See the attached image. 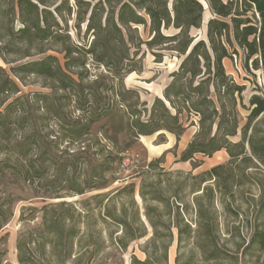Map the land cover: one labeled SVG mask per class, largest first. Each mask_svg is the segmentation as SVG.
Here are the masks:
<instances>
[{
  "label": "trees",
  "instance_id": "16d2710c",
  "mask_svg": "<svg viewBox=\"0 0 264 264\" xmlns=\"http://www.w3.org/2000/svg\"><path fill=\"white\" fill-rule=\"evenodd\" d=\"M72 1L78 26L84 24L85 33L91 34L92 40L87 48L67 47L60 54H49L44 47L50 42L69 40V36L63 34L61 24L64 12L70 14L72 9L66 7L68 0H0V42L8 38L7 44L0 48V56L4 57L9 52L22 53L17 52L18 48L13 50L14 46L20 44L25 49L21 54L23 58H30L32 51L37 55L46 53L40 60H28L9 68L15 80L0 67V97L20 93L17 83L22 81V76L27 75L53 81L64 91L72 81L81 85L72 78L69 71L70 65H85V62L75 63L76 60L72 58L78 52H81L82 57L90 56L97 65L106 67L115 76L132 61L130 52L133 48L139 50L144 46L159 60L161 51L176 53L180 58L178 69L171 74V81L164 88L161 98L154 99L148 120H140L139 112L127 104L124 95L114 92V96L122 103L121 108L112 102L111 105L102 106L97 113L92 110L83 123V120H77L70 124L66 135L75 141L86 135L91 125L105 120L113 121L114 135L124 133L135 143L140 137H149L161 131L168 132L175 136L176 148L185 131L183 113H186L185 120L193 113L198 116V131L175 162L189 163L192 170H195L200 167L195 160L197 155L211 158L213 154L225 151L229 159L225 164L214 166L197 176L185 175V179L196 181L195 189L190 190L191 195H194L192 201L196 229L193 231L190 226L185 225L178 233V241H183L182 234L186 233L189 238L192 237V242L202 254L213 257L220 253L213 237L219 227L214 210L215 202L220 203L224 213L237 218L238 213L231 206L232 203L241 201L249 206L253 203L255 210V223L242 251L244 254L252 250L264 252V220H259L264 216V94L250 96L246 123L240 127L237 106L245 109L242 100L245 86L235 83L223 66L224 60L237 56L238 50H241L244 56L242 67L249 72V68L261 70L264 87V0H204L206 8L199 0ZM205 11L209 12L210 18L204 24ZM14 22L20 24L16 31L12 28ZM140 28L147 33L148 38L140 36ZM170 29L175 32L164 33ZM192 30H203L204 37H193ZM58 55H61L62 65ZM81 92L83 94V89ZM125 93L129 94L130 91ZM90 95L94 98L96 96L94 93ZM33 96L35 103L40 104L46 103L49 98L47 94L40 92H34ZM135 98L138 100L137 95ZM0 108H3L0 111V155L12 157L15 163L11 164L9 160L0 162V180H5V171L11 169L13 179L32 185L36 181L40 183L44 175L52 170L54 177L47 183L48 186L64 183L78 196L84 194V189L78 184L83 176L80 182L90 190L105 189L117 180L114 178L117 170L115 166L121 162L119 155L127 149H119L114 142L112 147L116 154H104V148L97 140L92 146L71 150L69 154L57 150L55 154L42 153L39 158L32 159L30 155L41 150L44 144L41 140L42 133L32 123L26 102L22 97H15L8 103L0 100ZM78 109L85 113L83 107L79 106ZM117 118L120 119L119 122L117 120L114 123ZM17 130L23 132L18 140L12 137V133ZM235 137H239L238 141H231ZM91 149L95 150V154L91 153ZM93 155L100 161H93ZM164 155L147 165L149 173H143L153 174L156 180L149 184L141 180L137 195L143 203L144 216L153 230V235L146 241L151 254L145 252L144 261L132 256L130 264H159L166 257L171 243L170 239L157 237V223L149 218L146 206L148 195L152 201H166L161 194V177L182 175L180 172H165L160 167ZM76 172H79L77 176ZM108 175L109 179L106 178ZM135 177L131 175L129 179ZM184 185L183 181L176 182L172 192L175 199H183ZM168 188L170 189L169 185ZM246 188L257 191V196H249L250 202L244 198ZM123 195L128 196V200L116 211L113 200ZM134 195V183L115 189L107 195L106 203L110 202V205H105L101 214V221H108L120 229V236L111 240L122 252L132 243L146 237V228L139 218ZM99 198L100 196H95L92 200ZM13 204L10 194L0 198V230L12 218ZM85 204L82 203V206H86ZM26 210L31 212L32 218V212L36 209L29 207ZM175 210L177 218H180V211L187 212L188 206L180 202L176 204ZM23 218L21 213L20 219ZM89 218L88 212L83 214L74 205L65 202L44 206L38 225L18 237L17 263L65 264L73 258L75 244L83 231L89 230ZM83 220L87 221L85 230L79 227L80 223L85 224ZM158 225L170 230V223ZM191 233L194 235L191 236ZM36 259L46 262L40 263ZM73 259L78 260V257Z\"/></svg>",
  "mask_w": 264,
  "mask_h": 264
},
{
  "label": "rangeland",
  "instance_id": "374dc122",
  "mask_svg": "<svg viewBox=\"0 0 264 264\" xmlns=\"http://www.w3.org/2000/svg\"><path fill=\"white\" fill-rule=\"evenodd\" d=\"M204 7V0H199ZM66 7H72L70 14L64 12V21L62 24L63 34L69 36V40L66 39L56 40L50 42L44 50L49 54H60L64 48L78 46L81 49L87 48L89 42L92 40L91 34L85 33L84 24L78 26L76 18V9L74 2L68 0ZM64 7V10H66ZM83 12V8L82 11ZM210 18L208 11H205L203 15L204 24ZM16 31L20 28L18 22H14L12 26ZM65 31V32H64ZM175 31L173 29L164 31L165 34H172ZM139 34L143 39L148 38L146 32H143L142 28L139 29ZM191 35L193 37L203 38V30H192ZM8 38L2 39L0 42V48H3L7 44ZM14 41V40H13ZM13 50L24 52V48L20 45L14 46ZM155 51V50H154ZM15 52V51H14ZM135 53L134 56H132ZM239 54L231 59L223 61V66L226 74L232 78L235 83L243 85L244 91L242 93V100L245 109L237 106L239 126L242 127L246 123V116L248 115V100L251 95L264 94V87L262 81V71L252 70L249 68L245 70L242 67L243 53L238 50ZM22 53L9 52L4 57L0 56V67L5 70L9 77L13 80L16 78L10 73L9 68L26 62L28 60H40L46 56L44 54H36L31 52L30 58H23ZM132 61L124 66L118 76H115L107 71V68L101 65H97L90 56L82 57L81 52L73 55L72 58L76 60L75 63L85 62L84 67H77V65H70L69 71L72 73V78L81 85H76L73 81L68 83V89L66 91L60 90L56 83L53 81L45 80L34 75L22 76V81L18 84L20 93H12L0 97V100H5L6 103L14 99L15 97H22L26 102V108L28 113L32 117V123L35 128L42 133V143L44 144L42 149L34 151L30 155V158H39L40 154L46 153L47 155L55 154L58 151L68 152L71 150H77L81 147L92 146L98 140L100 146L104 148V154L108 152L116 151L112 147V143L115 142L119 149L125 150L119 157L121 161L125 158L132 164L133 160L138 161L137 168H129L128 170H122L120 164L115 166L117 168L114 178L117 179L113 184L102 190H90L86 185H82L80 180L78 184L80 188L84 189V194L81 196L76 195L73 191L68 189L66 185L60 184L54 187L48 186V182L53 179V171L47 172L43 180L40 183L28 184L22 180H15L11 176V169L5 171V180H0V198H4L7 194H10L13 204V216L8 224L0 230V264H18L17 263V251L16 243L18 237L21 234H25L34 227H36L40 221V213L44 206L50 204H56L65 202L72 204L81 213L88 212L90 216L89 221H85L83 225L80 223L79 227L84 229L86 222L89 225L88 231H83L80 240L75 244L74 256L78 257L75 260L67 261L65 264H130L132 256H135L138 260L144 261L146 259L145 252L151 254L149 246H146V241L153 235V230L150 228L145 216L144 206L140 199H138V189L141 185V180L145 184L155 182L153 174L146 175L143 172H148L149 169H144L143 166L148 165L150 162L157 160L164 155V161L160 164L161 168H164L165 172H180L179 175H171L169 178L161 177V194L166 200L165 202H156L150 200V196H147L146 206L148 208L149 218L152 222L157 223V237L163 240H171L167 248L166 257L159 261V264H264V252L252 250L247 254L242 251L247 244L251 228L255 223V210L254 204L247 205L241 201L232 203V209L237 211L238 217L234 218L233 215H228L223 212L220 203L217 201L214 205V210L219 220V227L213 237L215 238L220 253L209 257L207 254H202L192 242V237H188L186 233L182 234L181 242L178 241V233L183 230L185 225L190 226L194 231L196 216L194 212L193 196L190 190L195 189L196 181L190 178L185 179V175L197 176L201 173L208 171L210 168L225 164L228 161V156L225 151H220L212 155L211 158L202 157L197 155L195 160L200 167L192 170L189 163H176L181 156V153L185 150L187 145L192 141L194 135L198 131V116L193 113L185 120L186 113H183V126L185 131L176 144L175 136L161 131L153 134L149 137L138 139L135 143L129 136H125L124 133L118 135L113 134V121L106 122L105 120L99 121L89 127L86 135L80 137L77 140H71L67 137V128L70 124L77 122V120H83L88 117L92 110L97 113L102 106L111 105L112 102L121 108V102L118 101L115 93H122L126 99L127 104L133 106V110L139 112L138 118L142 121H146L150 115V108L155 98H161L164 88L171 81V74L176 72L180 64V58L176 53L171 51H161V59L155 58L152 51L147 50L144 46L138 49H131ZM59 56L60 64H63L61 55ZM250 65V64H249ZM135 70V71H131ZM19 78V77H17ZM83 89V94L81 92ZM130 91L129 94L125 92ZM40 92L47 94L48 100L46 103H35L33 93ZM96 95L95 98L90 94ZM138 96V100L135 98ZM46 96V95H44ZM83 97H86L85 99ZM87 101V104H85ZM92 103V105H90ZM79 106L85 109V113L79 110ZM3 108H0L2 111ZM94 112V111H93ZM120 115V114H119ZM43 120H40V118ZM114 120V123H117ZM120 120V119H119ZM118 120V122H119ZM81 123V124H82ZM23 132L17 130L12 133L13 139L18 140L22 136ZM47 134H48V137ZM239 137L232 138L231 141H238ZM171 140V142H169ZM50 142H54L50 143ZM102 150V148H100ZM94 153L95 150H90ZM151 151V152H150ZM155 152V153H153ZM95 154V153H94ZM58 156H60L58 154ZM66 158V157H65ZM9 160L11 164H14L12 157L8 158L6 155H0V162ZM92 160L97 162L100 159L93 155ZM133 164H136L133 162ZM79 172H76V176ZM136 176L133 179H129L130 176ZM109 175L106 177L108 178ZM142 178V179H141ZM109 179V178H108ZM124 181V182H123ZM185 182L183 190V199L180 201L175 199L172 195L176 182ZM128 183L135 184L134 200L139 209V218L146 228V237L132 243L128 249L124 252L120 251L111 238L120 236V229L110 224L108 221H101V214L106 203L107 195L112 193L115 189L120 188ZM170 186V189L168 188ZM148 191V189H146ZM245 200L249 201L250 195H256V189L252 191L245 189ZM100 196L97 200H92L93 197ZM106 196V197H105ZM128 196L123 195L113 200V204L116 206V211L119 210L122 203H126ZM226 200V199H225ZM256 200V199H255ZM182 203L188 206L187 212L180 211V218L176 216V204ZM82 203H86V206H82ZM204 203V202H203ZM205 204V203H204ZM127 206V205H126ZM35 208V212H32V218L30 217V211L27 208ZM179 209H182L179 207ZM23 213L24 218L21 220L20 215ZM181 219V221H180ZM259 220H264V216H261ZM170 223V230H165L162 225ZM240 234V236L238 235ZM194 234L191 233V236ZM90 237L92 239H90ZM160 254V253H158ZM160 256V255H158ZM40 261L45 263L46 261Z\"/></svg>",
  "mask_w": 264,
  "mask_h": 264
},
{
  "label": "built area",
  "instance_id": "2783aa9c",
  "mask_svg": "<svg viewBox=\"0 0 264 264\" xmlns=\"http://www.w3.org/2000/svg\"><path fill=\"white\" fill-rule=\"evenodd\" d=\"M133 162H135L136 164H133ZM137 164H138V161L137 160H133L132 161V164H130L129 163V160L127 158H125V159H123L121 161L120 166H121L122 170H128L129 168H137L138 167ZM143 167H144V169H148V166L147 165H145Z\"/></svg>",
  "mask_w": 264,
  "mask_h": 264
},
{
  "label": "crops",
  "instance_id": "0c3cea01",
  "mask_svg": "<svg viewBox=\"0 0 264 264\" xmlns=\"http://www.w3.org/2000/svg\"><path fill=\"white\" fill-rule=\"evenodd\" d=\"M140 138L142 139V141H144L143 139H144L145 137H140ZM169 142H171V140H170ZM153 153H155V152H153Z\"/></svg>",
  "mask_w": 264,
  "mask_h": 264
},
{
  "label": "bare ground",
  "instance_id": "6f19581e",
  "mask_svg": "<svg viewBox=\"0 0 264 264\" xmlns=\"http://www.w3.org/2000/svg\"><path fill=\"white\" fill-rule=\"evenodd\" d=\"M151 152V151H150ZM139 199V197H137Z\"/></svg>",
  "mask_w": 264,
  "mask_h": 264
}]
</instances>
